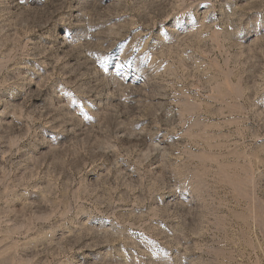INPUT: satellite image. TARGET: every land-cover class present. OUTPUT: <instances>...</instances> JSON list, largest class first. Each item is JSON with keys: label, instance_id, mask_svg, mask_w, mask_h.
Wrapping results in <instances>:
<instances>
[{"label": "rangeland", "instance_id": "374dc122", "mask_svg": "<svg viewBox=\"0 0 264 264\" xmlns=\"http://www.w3.org/2000/svg\"><path fill=\"white\" fill-rule=\"evenodd\" d=\"M0 264H264V0H0Z\"/></svg>", "mask_w": 264, "mask_h": 264}]
</instances>
